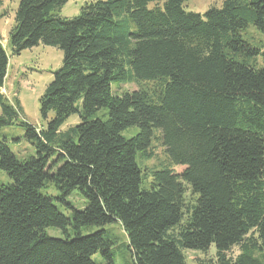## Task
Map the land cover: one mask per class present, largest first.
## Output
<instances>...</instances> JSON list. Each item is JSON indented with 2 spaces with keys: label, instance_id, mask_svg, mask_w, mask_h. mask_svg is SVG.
<instances>
[{
  "label": "trees",
  "instance_id": "trees-1",
  "mask_svg": "<svg viewBox=\"0 0 264 264\" xmlns=\"http://www.w3.org/2000/svg\"><path fill=\"white\" fill-rule=\"evenodd\" d=\"M187 1L95 0L74 18L58 15L68 0L20 1L13 53L50 46L63 63L39 100L45 129L0 93V130L18 124L36 151L20 161L0 142L12 180L0 187V264H187L184 250L212 245L215 260L198 264H264V43L243 37L250 25L264 34V0L204 14ZM8 67L0 41L1 88ZM75 114L81 122L62 131ZM153 142L167 161L144 173L137 157L153 158ZM52 185L55 196L44 193ZM74 193L83 210L68 202Z\"/></svg>",
  "mask_w": 264,
  "mask_h": 264
},
{
  "label": "rangeland",
  "instance_id": "rangeland-1",
  "mask_svg": "<svg viewBox=\"0 0 264 264\" xmlns=\"http://www.w3.org/2000/svg\"><path fill=\"white\" fill-rule=\"evenodd\" d=\"M21 0H1L0 2V41L8 54L9 67L8 74L5 80L4 86L0 87V93L5 95L12 105H16V99L21 104L20 118L37 129H45L47 121L43 119L40 113V98L44 94L46 88L54 79V73L59 70L63 63V52L57 48L40 45L38 47L24 50L20 55H15L12 50L10 33L15 27L16 12ZM95 0H68L64 7L58 12V15L63 18H74L79 15L81 7L86 2ZM225 0H188L184 4V9L187 12H196L204 14L212 7L220 8ZM155 3H151L150 7H153ZM244 39L251 43L263 42L264 34L258 31L253 25H250L248 29L243 33ZM262 61L260 59V65ZM143 87L140 84H129L121 86H113V92L121 95L123 92H132L134 90ZM107 111L98 113V116H102ZM2 114V107L0 105V115ZM53 117V113H50L49 120ZM81 119L78 114L72 115L69 120L62 127V131L78 125ZM137 128H131L126 130L123 135L129 139L137 134ZM7 139L8 146L14 155L20 161H25L32 156L36 155L35 148L25 138V129L18 124L4 127L0 130V142ZM154 157L141 159V156L137 157L138 164L142 168L143 172L146 169H157L166 163L167 157L165 150L159 146L156 142H153ZM185 167L177 166L175 171L181 173ZM12 180L9 178L6 172L0 171V187L3 185L11 184ZM148 184L146 183L145 186ZM47 195H56L55 187L49 186L44 191ZM68 202L76 210H83L85 208V200L78 194L74 193L68 198ZM59 210L67 216L72 215L70 210L59 203H56ZM105 229L114 231L125 243L127 239L119 224L108 225ZM97 230L96 227L88 228L83 231V234H90ZM48 235L56 238H63L64 234L57 229H47ZM216 247L212 245L208 253L194 250H184V255L187 260V264H198L199 260H215ZM240 254L238 247L232 248L229 252V256L236 258ZM126 257L129 260V254L126 252ZM94 260L102 262L101 256L98 254L94 256ZM127 260V259H126ZM116 264H126L125 259L120 255L116 256Z\"/></svg>",
  "mask_w": 264,
  "mask_h": 264
}]
</instances>
